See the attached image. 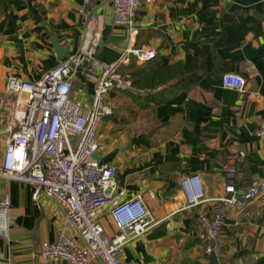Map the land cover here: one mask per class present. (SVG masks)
Wrapping results in <instances>:
<instances>
[{"label":"crops","instance_id":"crops-1","mask_svg":"<svg viewBox=\"0 0 264 264\" xmlns=\"http://www.w3.org/2000/svg\"><path fill=\"white\" fill-rule=\"evenodd\" d=\"M136 29L113 21L112 0H0V157L8 122L5 84L9 77L39 80L49 69L93 40V58L117 59L127 47L155 51L166 64L192 58L202 62L190 89L165 101L147 100L138 88L112 90L105 100L113 112L98 130L99 159L114 153V192L122 198L142 195L157 221L128 242L124 261L136 264H209L198 235L202 206L186 207L179 178L202 177L205 197L224 194L227 163H236L237 195L245 202L226 217L217 240L218 264H264V193L252 196L250 184L264 177V0H140ZM54 39L64 50L59 56ZM123 64L121 73L131 65ZM98 70L91 59L78 66L70 95L88 101ZM225 73L245 78L242 91L222 84ZM239 151L244 157L239 158ZM9 195L13 221L0 228V264H70L44 261L42 243L54 241L66 226L60 205L47 196L32 198L24 181L0 177V196ZM208 207V204H204ZM105 233L117 228L104 211Z\"/></svg>","mask_w":264,"mask_h":264},{"label":"built area","instance_id":"built-area-1","mask_svg":"<svg viewBox=\"0 0 264 264\" xmlns=\"http://www.w3.org/2000/svg\"><path fill=\"white\" fill-rule=\"evenodd\" d=\"M88 3L90 0H84ZM140 0H112L113 21L133 32ZM98 39L65 59L36 81L9 77L5 84L8 122L5 126V148L0 157V177L24 181L32 187V198L47 196L65 213V229L54 241L42 243L44 261L65 260L70 264H136L124 261L122 254L128 242L146 232L157 221L152 217L142 195L122 198L114 192L116 169L101 163L95 156L102 145L98 130L104 117L113 110L105 100L112 90L127 89L131 80L121 73L123 64L135 58L151 60L156 53L147 47H127L110 62L93 58ZM91 59L98 72L88 101L70 95L71 79L78 66ZM245 78L225 73L222 84L242 91ZM257 133L264 135V117ZM239 151L238 157L243 158ZM224 194L205 197L199 173L183 174L179 185L186 207L202 206L196 215L198 235L205 242V253L220 254L219 239L226 217L238 214L246 205L237 195L236 163H227ZM252 196L264 193V177L250 184ZM208 207H204V204ZM108 211L116 232L105 233L100 216ZM9 195L0 196V228L7 231L13 221Z\"/></svg>","mask_w":264,"mask_h":264},{"label":"trees","instance_id":"trees-1","mask_svg":"<svg viewBox=\"0 0 264 264\" xmlns=\"http://www.w3.org/2000/svg\"><path fill=\"white\" fill-rule=\"evenodd\" d=\"M201 67L202 62L197 58L170 64L150 60L143 65H131L123 73L131 80V88L148 91L147 100L160 103L194 86L200 78Z\"/></svg>","mask_w":264,"mask_h":264},{"label":"water","instance_id":"water-1","mask_svg":"<svg viewBox=\"0 0 264 264\" xmlns=\"http://www.w3.org/2000/svg\"><path fill=\"white\" fill-rule=\"evenodd\" d=\"M54 45H55L56 51L58 52L59 56H62L64 54V50L61 49V47L58 45L55 39H54ZM113 154L114 153H110L107 157H104L103 159H99V161L101 163H106L107 161L111 160L110 158L113 156ZM95 156L99 158L97 153H95ZM209 264H218V259L213 252H211L209 255Z\"/></svg>","mask_w":264,"mask_h":264}]
</instances>
